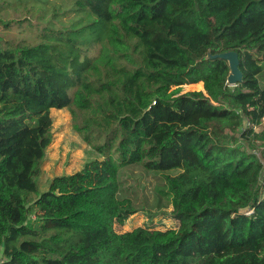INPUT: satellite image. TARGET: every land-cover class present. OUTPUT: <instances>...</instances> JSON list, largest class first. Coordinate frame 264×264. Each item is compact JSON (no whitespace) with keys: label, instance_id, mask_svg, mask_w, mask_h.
Wrapping results in <instances>:
<instances>
[{"label":"trees","instance_id":"16d2710c","mask_svg":"<svg viewBox=\"0 0 264 264\" xmlns=\"http://www.w3.org/2000/svg\"><path fill=\"white\" fill-rule=\"evenodd\" d=\"M4 6L40 31L0 33V264H264V0ZM226 51L239 54L234 87ZM54 108L103 159L38 192ZM134 166L159 176L156 209L167 199L175 226L117 230L147 207L120 195Z\"/></svg>","mask_w":264,"mask_h":264},{"label":"rangeland","instance_id":"374dc122","mask_svg":"<svg viewBox=\"0 0 264 264\" xmlns=\"http://www.w3.org/2000/svg\"><path fill=\"white\" fill-rule=\"evenodd\" d=\"M25 9L22 6L19 9L11 6L0 8V16L4 19H12L15 24V27L11 28V30H5V27L0 24V33L3 34L4 39L14 42H17L21 38L32 41L37 39L40 24L35 19H32V23L25 20L26 16L24 13L27 12ZM19 21L23 22V26H19ZM46 22L41 21L42 24H47ZM262 83L264 84V78L262 79ZM230 86L234 87L232 84ZM190 89H192L190 85L184 86V90ZM51 116L53 118V139L45 156L37 163V170L34 176V180H36L39 187L38 192L47 190L51 180L56 175L71 174L83 168L84 164L90 160H94L95 158L103 159L90 144L84 141L83 136L76 128V123L70 109L54 108L51 110ZM245 125H247L246 122ZM263 129L264 122L255 128L257 132ZM238 136H241V134L237 133ZM238 143L246 144L245 141L240 139L236 142V144ZM248 147L252 150V147ZM255 152L259 154L258 150H255ZM177 170L179 169H174L176 172ZM120 179V195L122 197H131L134 204L140 208H142V205H147V207L145 210L141 209V212L135 214L134 217H130L124 226L118 225V231H125L142 225H155L162 229L175 226L177 221L171 216L173 207L167 199L161 202V208H163L161 212H159V208L156 209L160 200L159 198H161L159 197L160 194H157V190L162 187L159 176L157 178L149 171L144 173L139 167L134 166L124 168ZM38 194L25 192L27 202L30 203ZM33 215H31V219H34Z\"/></svg>","mask_w":264,"mask_h":264},{"label":"water","instance_id":"95a60500","mask_svg":"<svg viewBox=\"0 0 264 264\" xmlns=\"http://www.w3.org/2000/svg\"><path fill=\"white\" fill-rule=\"evenodd\" d=\"M218 57L226 58L228 60L231 72L228 77V82L229 84L236 86L243 80V72H241L239 68V54L236 51H226L225 53L219 54Z\"/></svg>","mask_w":264,"mask_h":264}]
</instances>
